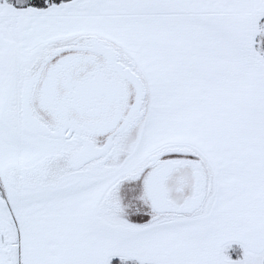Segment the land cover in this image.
I'll list each match as a JSON object with an SVG mask.
<instances>
[{
  "label": "snow or ice",
  "instance_id": "obj_1",
  "mask_svg": "<svg viewBox=\"0 0 264 264\" xmlns=\"http://www.w3.org/2000/svg\"><path fill=\"white\" fill-rule=\"evenodd\" d=\"M0 264H264V0H0Z\"/></svg>",
  "mask_w": 264,
  "mask_h": 264
}]
</instances>
